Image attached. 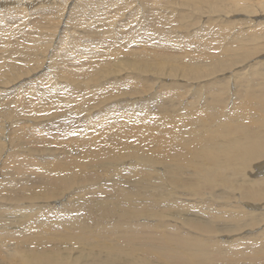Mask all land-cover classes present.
<instances>
[{
  "label": "bare ground",
  "instance_id": "6f19581e",
  "mask_svg": "<svg viewBox=\"0 0 264 264\" xmlns=\"http://www.w3.org/2000/svg\"><path fill=\"white\" fill-rule=\"evenodd\" d=\"M25 1L34 6L35 2L39 0ZM47 1H50L52 5L58 2L56 0ZM254 1L256 0H73L69 4V11L64 18L62 28L56 26L55 17L50 8L42 11L47 13L42 21L37 20L38 23L30 21L32 18L29 17L27 27L16 30L11 25L18 22V12L16 11L14 16H11L9 11L5 12L3 4L7 1L3 0L0 5L4 8L0 10V48L10 45V51L17 49L16 53L19 58L13 56L9 62H3L0 59V82L29 74L35 70L36 64L33 59L35 56L32 54H39L47 48L49 54L61 63L62 66L57 72L68 77L74 93L71 96H62L64 87H60V93L56 96L53 92L57 88L52 86L50 89L41 90L38 102L30 100L31 104L47 105L45 118L50 125L55 124L61 118L60 114L48 112L50 108L47 102H49L48 100L52 102L51 99L60 106L64 105L70 112L84 108L85 112L82 113L84 122L90 123L96 118L94 109L98 107L99 100L96 101L97 106H94L93 94L95 91L90 86L91 83L86 82L82 85L79 83L83 77V71L86 69L88 72L86 78L93 81H98L99 75L104 74L103 81L105 82L104 78L107 75H111L113 72L115 76L120 74L117 73L120 62L131 60L128 58L130 51H125L121 47L128 45L127 43L117 47L109 44L113 48L110 49L106 46L107 41L105 40L106 49L100 51V55L98 51H91L93 50L92 44L95 45V38L100 39L97 36L102 35L103 30L112 26L115 17L122 14V9L137 4L129 11H147L146 18L150 27L153 26L158 32L157 38L162 39L161 27L166 26L165 22L168 20L173 23V28H179L181 25L176 23L182 16L158 15L157 8L159 9L161 4L178 3L187 9L190 8L209 16L204 24L208 26L218 24L222 27L218 20L223 12L218 9V3L225 6L226 10L229 6L240 3L250 5V2ZM26 6L30 8V5ZM36 8L33 13L37 12ZM26 10L31 11L30 9ZM181 10L185 11V9ZM189 16H191L190 13ZM13 19L15 20L13 21ZM11 22L12 24L9 25ZM96 22L99 26L96 25ZM210 22L211 24H208ZM66 23L69 26L65 27ZM74 27H80L79 33L66 35L69 38L66 40L63 35L64 28L70 30ZM199 29L192 31L187 38L183 36V38L185 37L184 44L190 46V51L181 52L184 55L169 56L166 52L160 54L157 51L150 53L142 49L139 52L133 50L135 64L149 66L156 64L157 67H163L164 64L171 63L193 71L199 60L210 59L214 64L219 63V57L208 55L210 53L208 50L214 43L211 32H209L210 29L207 31L208 35L204 30L201 31L202 27ZM145 30H141L139 35H144L141 33H144ZM253 32L254 37H251L254 39L257 32L264 34L263 31ZM253 32L251 31L249 34L251 35ZM146 35L147 37H145L148 39L146 42L151 43L157 40L152 37L154 34ZM46 36L47 44L44 42ZM228 36L225 33L218 35V38L228 42L231 40ZM201 47L205 50H200ZM238 47H240L239 44ZM102 48L104 49V47ZM110 51H121L124 55L121 60H110ZM23 53L30 55L27 57ZM86 57L88 61L91 57L94 59L90 61L93 65L84 64L87 62L83 60ZM67 61L77 63L67 68L64 66ZM206 64L201 66L204 67ZM146 69L152 70L151 67ZM128 76L130 75L115 77L113 81L111 76L106 83L112 86L116 81L124 82L123 80ZM137 88L139 89V87ZM126 89L123 90L126 91ZM113 97L112 92H106L102 101L111 100ZM215 98L214 95L208 98V104L203 107L188 109L186 104H183L175 107L171 115L160 119H146L143 122L145 134L135 136L140 138L141 144L144 145H133V143L126 142L127 136H123V132L126 129L124 121L128 119V115L119 113L117 116L115 113L117 109L114 107L109 113V117H97V124L91 127V130L86 133L87 136H81L74 147L65 149L59 157L49 148L45 156L47 161L37 159L33 153L35 149L32 147H23L26 153L12 155L6 162L9 173L7 178L11 175L18 176L19 186L13 188L18 185L17 181L13 179L10 180L13 187L8 184V180L0 181V186H10L11 188V192L7 189L8 192L0 194V207L23 209L24 212L32 213L36 207H23L21 205L23 200L38 197L47 199L48 205L49 199L58 198L64 192H68L70 199L66 205L48 208L49 214L39 212L37 215H32L31 219L18 222L19 225L15 230L12 229L10 234L14 236L10 249L17 251L19 256L5 258L0 264H7L8 261L13 264H236L241 261L264 262V226L260 230L249 231L246 235L235 240L224 241L215 238L216 230L208 222L202 224L194 221L189 222L192 227L206 233L207 238H201L183 231L178 226L169 224L171 214L174 213L173 209L179 210L181 203H184L180 209L182 214L196 219L201 218L196 213L188 212V207L185 204L194 201L193 195L201 187L240 186L245 197L252 200L264 199V178L254 181L252 185H247L242 182L241 177L251 161L262 157L258 150V142L264 139V121L256 123L254 120L248 119L251 115H243L239 111L238 118L242 122H235L233 117L223 111L220 106L213 107L212 103ZM72 101H76L77 104L71 107ZM161 140H167L171 146L160 148L158 142ZM128 157H132L137 163L148 167V170L136 172L130 176L132 178L136 176L132 181L126 180L127 178L123 179L121 171L117 167L121 160ZM261 162L263 163L264 160ZM153 166L157 174L153 172ZM256 167L258 174L264 173V163L257 164ZM107 171L114 172L112 177L114 182L112 179L104 178L103 174ZM182 174L186 175L181 176ZM29 178L30 184H26L25 181ZM158 183L162 192L156 193L151 187L156 188L152 185ZM139 186L149 187L153 191L148 192L145 189L147 193H150L148 195ZM177 191L182 194L188 193V195H175ZM170 196H172L171 199L168 198ZM198 207L204 210L205 204L198 205ZM234 207L240 208L241 205H234ZM213 208L218 210L217 205H214ZM210 211L209 218L215 217V223L218 225L244 224L264 218V210L256 213L228 214L226 218L222 217V214H213ZM20 213L22 212L20 211ZM13 223V220L4 218V215L0 213L2 230H8V227L14 225Z\"/></svg>",
  "mask_w": 264,
  "mask_h": 264
},
{
  "label": "rangeland",
  "instance_id": "374dc122",
  "mask_svg": "<svg viewBox=\"0 0 264 264\" xmlns=\"http://www.w3.org/2000/svg\"><path fill=\"white\" fill-rule=\"evenodd\" d=\"M6 1L7 2L3 4V7L6 9L5 12H11V16H14L16 11L18 12V22L14 24L11 22L9 24H12L11 26H13V28L16 30H22L23 28H26L27 23L31 18L33 20L31 19L30 21H36L37 23V20L42 21L45 19L44 16L47 14L42 11L49 10L50 8L52 10V15L55 17L56 26L62 28L65 20L64 18H66L69 11V4L73 2V0H56L58 1V4L55 2V4L52 5L51 2L47 0H43V2L42 0H36L38 2H35V5L32 6L25 0V2L18 0ZM2 2L3 0H0V5ZM25 4L30 5V8ZM165 4H161V7L159 9L157 8L158 15H171L172 17L180 15L182 18H180L176 23L177 25H181L179 28H173V23L169 22L168 20L165 22L166 26L161 27L163 32L162 39L157 38V30L154 29L153 26L150 27L148 19L146 18L147 11H145L146 13L142 11H129L136 7L137 4H132L125 9H122V14H120L119 17H115L112 26L107 30H103L101 32L102 35L97 36V38L100 37V39H96L94 37L95 45L94 43L92 44L93 50L91 51H98L100 55V51H104L106 46H108L110 49H113L111 47L112 45L113 47H117L120 44L126 45L127 43L128 45L121 47L125 51H130L128 58H131V60H127V62L123 60L120 62L118 64L119 69H117V73L120 74L115 76L113 72V74L107 75V77L104 78V80H106L105 82L103 81L104 74L99 75L98 81H93L89 78H86L88 73L87 70L85 69L83 71V77L79 83L81 85L86 84V82L91 83L90 86L95 91L93 94L94 106H97L96 101L99 100L98 107L94 109L96 110V118L90 123L84 122V115H82V113L85 112L84 108H82L83 111L75 110L70 112V110H68L64 105L60 106L57 102H53V99H51L52 102H50V100L47 102L50 108L48 112L60 114L61 118L55 124L50 125L47 123V118H45V116H47V105L39 106L34 103L31 104L32 101L35 103L38 102V95L41 90H45L47 88L50 89L52 86L57 88L56 91L53 92V94L56 96L60 93V87H64L62 96H71L74 93L72 90V85L69 83L71 81L68 79V77L57 72L62 66L61 63L57 62L54 59V56L49 54V49L47 48L39 54H32L35 56L33 58L36 64L35 70L29 72V74H23L5 82H0V181L8 180V184L11 185L10 180L13 179L18 183V176L11 175L9 178H7L9 173L6 162L12 157V155L16 153H26V150L23 149V147L34 148L35 151H33V153L36 156L35 158L40 160L47 161L45 156L47 155L49 148L52 149V152L57 157H59L65 149L74 147L76 145L75 143H77L81 136H87L86 133L91 130V127L94 124H97V117H109V113L112 109H114V107L117 109L115 110L117 116L119 113H126L128 115V119L124 121L126 123V129L123 132V136H127L126 142L129 144L133 143V145L142 143L141 139L136 138L135 136L137 134L138 136L145 134L143 122L146 119H160L171 115L172 110L175 107L183 104H186L188 109L206 106L209 102L208 98H211L213 95L216 97L215 101L212 103L214 104L213 107L220 106L223 111L233 117L235 122H242V120L238 118L239 111H241L243 115H251V117L248 119L254 120L256 123L264 121V115H262L264 114V34H259L257 32L255 39L253 38V31L264 32V1L256 0L254 2H250L251 6L247 3H240L229 6L226 8V10L225 6H222L220 3H218V9L220 11L222 10L221 12H223V15L219 16L221 18L218 20L222 27H220L218 24L209 26L204 24L209 18V16H206V14L198 13L197 11H193L190 8L187 9L186 7L175 2L167 3L166 5ZM4 8L0 6V10ZM35 8L37 12H41L33 13ZM171 8L175 9L176 11L172 10ZM26 9H30L32 12H29ZM181 9H185V11H182ZM189 13L191 16H189ZM127 14L128 16H125ZM129 16H131V18H129ZM14 20L15 19H13V21ZM231 21L232 24H230ZM253 21L255 22L252 23ZM185 24L189 25L186 26ZM208 24H211V22ZM67 25L68 24L66 23L65 27ZM96 25L99 26L98 22H96ZM135 25L137 26L135 27ZM201 27V31L204 30L205 33H207V31L210 29L209 32H211L214 43H212V48H209L208 51H210V53L208 55L212 57H219V63L214 64L210 59L199 60L196 63V66L193 68V71H189L182 66H175L171 63H166L163 67H157L156 64L151 66L135 64L136 62L134 61V55L132 54L133 50H138L139 52V50L142 49L147 50L150 53L151 51H157L160 54L166 52L169 56L184 55V53L182 54L181 52L190 51V46L188 44H184L185 37L183 38V36H186L187 38L192 33V31ZM65 29L66 28L63 30V35L66 37V35H77L79 33L80 27H74L70 30ZM141 30H145L144 33H141L144 35H139ZM251 31L253 33L250 35L249 33ZM145 33L150 36L154 34L152 37L157 38V40L151 43L146 42L148 39L146 38L147 35ZM225 33L230 36L228 37L232 40V42H230L231 40H228V38V42L221 41L218 38V35ZM44 40V42L47 44V36L44 37ZM66 40H69V38L66 37ZM130 40H132V43ZM105 43L106 46L104 45ZM237 43L240 47H238ZM9 46L0 48V59L3 62L11 61L13 56L19 58L18 53H16L17 49L10 51ZM99 46L104 47V49ZM99 48H102L103 50ZM200 50H205V48L201 47ZM110 52V60H121V57L124 55V53L121 51ZM23 55L29 57L30 54L23 53ZM83 60L87 61L84 64L88 65L87 63H89L93 65V63L90 62L94 60L92 57L90 58V61H88L87 57ZM76 63L77 62L67 61V64L64 66L68 68ZM206 63L209 64L207 65ZM202 64L206 65L202 67ZM147 67H151L152 70H147ZM89 74H91L90 71ZM124 75H130L128 78L123 80L124 82L116 81L115 85L112 86H109L110 84L106 83L111 76L113 81L115 77L120 78L124 77ZM137 87H139V89ZM122 88L127 89L125 91ZM106 92H112L114 95L113 99L102 101V97L105 96ZM137 92L139 93L137 94ZM30 100L32 101L30 102ZM76 104V101H72L71 107ZM51 107L56 111H53ZM108 119L109 122H111L110 118ZM101 127L105 129L104 126L101 125ZM158 146L160 148L170 147L171 143L167 140H161L158 142ZM258 150L262 157L251 161L243 171L241 177L244 184L252 185L254 181L264 178V173L258 174L256 167L257 164L259 165L264 163L261 162L264 160V139L258 142ZM117 167L118 170L121 171L123 179L127 178L126 180L128 181L135 180L133 178L136 176L133 178L130 176L134 175L136 172L148 170L147 166L137 163L132 159V157L121 160ZM152 170L155 174H157L154 170V166L152 167ZM185 175L186 174H182L181 176ZM103 176L105 179H112L113 182L115 181L112 178L114 176V172L112 171L105 172ZM25 182L26 184H30V178L26 179ZM133 183L136 184V182ZM18 186L19 183L17 186L12 187L17 188ZM152 186L156 187H151L156 193L162 192L159 183L153 184ZM139 187L142 191H145V189H147L148 192L153 191L146 186ZM7 189L9 192H11L10 186H0V194L8 192ZM147 194L150 195V193ZM176 194L188 195V193L182 194L180 191H177L175 195ZM193 197V202L185 203L188 207V212L196 213L198 216H201V218L196 219L187 216L186 214H182L180 209L183 207L184 203H181L179 210L173 209L174 213L171 214V220L169 221L170 225L178 226L182 228L183 231L198 235L201 238H207L205 235L206 233L200 232L196 228L192 227L189 222L194 221L198 224L208 222L216 230L215 238L222 239L224 241L235 240L246 235L249 231L260 230L264 226V218L244 224L225 225L216 224L215 217L209 218L210 210L211 213L222 214L221 216L225 218L228 214L238 215L240 213H256L264 210V199L252 200L245 197L240 186H216L213 188L201 187L199 191L193 195ZM168 198L171 199L172 196ZM69 199L70 197L68 196V192H64L63 195L58 196V198L49 199L48 205L47 199H41L38 197L30 200H23L22 203L24 205L21 204L23 207H36L33 209L32 213L24 212L22 208V210H15L12 207H0V213L4 215V218L13 220V224L15 225H11L6 231L2 230L0 226V263H2L5 258L9 259L19 256L17 251L12 248L10 249L14 241V236L10 234L12 229L15 230V228H17L19 225L18 222L31 219L33 218L32 215H37L39 212H47L49 214L50 212H48V208L51 209L66 205ZM201 204H205L204 210L200 209L203 206H199L200 208L198 207V205ZM214 205H217L218 210L213 208ZM234 205H241V207L235 208ZM20 211L22 213H20ZM7 264L13 263L8 261ZM236 264H264V262L251 263L241 261Z\"/></svg>",
  "mask_w": 264,
  "mask_h": 264
}]
</instances>
